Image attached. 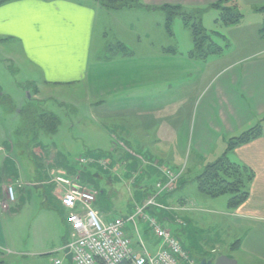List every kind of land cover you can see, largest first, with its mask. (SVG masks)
<instances>
[{"label": "crops", "instance_id": "obj_1", "mask_svg": "<svg viewBox=\"0 0 264 264\" xmlns=\"http://www.w3.org/2000/svg\"><path fill=\"white\" fill-rule=\"evenodd\" d=\"M136 1L144 6L111 12L121 20L126 19L131 10H142L151 14L153 11L158 13L164 5H178L189 12L196 11L195 7L199 6L198 0ZM249 1L252 4L248 5L254 12L264 7V0ZM101 10L105 11L95 0H12L5 3L0 6V54L1 49L8 45L18 46L21 57L40 73L44 85L72 87L85 83L88 87L89 83L86 81L89 82V72H97L96 85L89 88L93 96L90 93L89 96L94 98L92 103L100 110L101 118L112 116L110 120L113 121V131L107 132L106 136L113 141L111 149L114 154L110 171H103L97 166L91 169L95 170L96 178H100L98 173L102 172L110 176L106 184L112 189L127 186L123 178L114 177L125 172L129 175L128 188L132 186L135 190L146 191L142 201L144 203L155 185L164 178V169L181 174L175 193L192 187L208 165L223 157L240 169H245L251 178L246 184L248 198L244 203L230 208L229 199H226L227 203L221 208L206 210L198 206L195 212L206 210L217 216L214 226L216 228L213 229L217 234L220 231H233L238 243L234 252L242 253L241 249H248L249 252L250 248L253 251L251 253H255L254 248H258L256 251L264 253V37L260 29L257 30L259 43L255 50L239 54L229 51L230 55L227 57L224 49L213 40L221 48L220 53H195L191 32L184 41L186 49H180L177 47L179 40L166 27L169 39H173L175 44L169 40L159 45L151 42V45L157 47L155 52L146 48L134 52L127 48L128 56H121L125 63L117 61L120 54L116 59L112 58L105 63V53L112 45H108L110 41H106L108 34L104 24L100 26L98 23ZM136 37L140 46H150L143 45L142 35L137 34ZM115 39L112 40L116 41L115 44L120 43ZM224 39L229 46L231 41L226 37ZM220 56L225 61L216 70L215 61H210V58ZM116 75L126 79V87H120L122 83L118 84L115 80L119 78L120 83L121 78ZM38 91L37 88L36 97H39ZM113 94L112 98L109 97ZM256 126L262 127L259 138L229 150L232 139ZM116 142L124 143L127 151L119 145L115 147ZM6 144L0 145V261L7 262L6 259L9 258L12 261L7 262L9 264H23L28 256L35 258L54 254L55 258H60L61 253L65 258L64 252L70 243L66 234L61 236L59 243L42 241L44 245L39 243L30 253L26 247L18 245L14 229L7 228L6 219L15 218L12 205L3 209L7 188L15 187L18 191L12 203L15 204L17 197L18 200L22 199L20 186L25 182L19 166L14 173H8L6 164L14 153V145L10 144V147ZM37 155L48 160L54 157L52 152L44 150L37 151ZM49 162L44 164L47 166L44 176L39 178L33 171L28 185L35 191L32 199L39 205L38 209H44L50 220L57 219L62 232L64 228L70 230L65 223L68 212L60 201L65 188L55 181L59 176L56 174L57 170H63L55 168V162ZM65 172L67 174L64 176L67 178H74L73 175L76 174L71 170H64ZM153 174L156 179H161L151 188H147L146 183ZM132 175L134 183L130 181L133 180L130 178ZM83 185L96 191L94 193L98 196L100 191L95 182ZM112 192L116 197L119 195L118 190ZM174 195L166 199L179 207L180 212L193 206V200L188 199L183 192L176 199L173 198ZM138 205L139 203L135 206ZM93 208L105 222L134 213L109 215L108 209L101 211L95 205ZM149 219L150 217L144 218L145 221ZM165 219L160 220L164 227L170 224L169 219ZM142 221L143 218H140L139 223ZM146 229L144 235L140 230L139 235L132 233V240L139 245L141 238L148 253L154 255L159 244L149 240L147 232L150 231L148 227ZM147 241L150 242L151 249L147 247ZM215 247L231 249L232 244L216 241ZM139 249L137 248L138 251ZM212 251L215 252V248ZM221 255L223 254L218 256ZM225 256L240 264L237 258Z\"/></svg>", "mask_w": 264, "mask_h": 264}, {"label": "rangeland", "instance_id": "obj_2", "mask_svg": "<svg viewBox=\"0 0 264 264\" xmlns=\"http://www.w3.org/2000/svg\"><path fill=\"white\" fill-rule=\"evenodd\" d=\"M81 1L89 2L90 0ZM198 3L199 6L195 7L196 11L191 10L189 13H193L192 15H194L199 12L204 29L211 36L212 40L224 49L225 56L228 57L230 55L229 51L239 54L253 51L258 47L259 42L257 41L259 35L257 34V30L262 27L263 15L259 12H254L255 10L253 11L250 8L248 3L252 4L251 1L231 0L224 3L226 7L232 5L238 7L240 14L243 15L238 23L230 26L220 21L221 11L212 8V5L216 1L198 0ZM141 6H144L143 3H140L139 7ZM103 11L101 10L99 13L98 23L100 26L104 24V29L108 34L106 41H110L108 45H115L114 42L116 41L112 40L116 38L115 40L127 44L126 47L134 52H138V50L144 48L155 52L157 47L151 45V42L159 45L165 40H169L172 44H175L173 39H169L165 30L167 15L163 10H159L158 13H154L153 11L151 14H146L142 10H131L128 12V17L121 20H118L114 13L106 9L101 14ZM189 22L190 25H193L198 23V19L193 17ZM171 30L175 39L180 42L177 47L180 49L185 48L184 41L189 37L190 30L188 27H185L182 17L174 18L171 23ZM137 34L142 35L143 45L150 46H140L136 41ZM223 37L231 41L229 46L226 45L227 42ZM19 52V47L16 45H8L1 49L0 145L6 144V142L8 145H14V153L12 155L9 153L11 158L8 159L6 167L9 170L8 173L11 174L18 170L19 166L23 171L22 180L25 182L20 186V198L22 197V199L18 200L19 197H17L16 203L12 204L11 207L15 213V218H7L6 226L9 229H14L18 245L26 247L31 253L39 243H42L41 245H44L43 242L47 241L59 243L61 236L65 234L68 241H71V230L64 228V231L62 230L61 232L57 219L50 220V216L46 211L38 209L39 205L32 199V194L35 191L29 187L28 183L31 180L33 171H35L39 178L44 176L47 169V166H44V164L47 161L49 162L50 160L51 162L49 163L55 162V168L63 170L62 172H58L59 170H57V175L66 176L67 173H64V170L76 172L75 176L73 175L74 178L69 179L75 185L82 186L89 192L93 190L87 189L83 184L95 182L96 188L100 192L98 191L99 193L94 205L99 209L101 208V211L108 209L109 215H113V213L118 215L136 213L137 207H141L143 204L142 201L146 195V191L135 190L132 186L128 188L129 181L127 180L129 175L125 174V172L123 174L118 173L114 177L123 178L127 182V186L124 185V188L115 187L112 189V187H108L106 184V180L110 176L102 172L98 173L100 178H96L95 170L91 169V167L94 169L97 166L98 169L103 171H110L113 167L112 158L114 154L111 149L113 141L110 137L106 136L107 132L113 131V121L110 120L112 116H102L103 118H101L100 110L92 103V99L94 98L89 96L91 91L89 88L92 85H96L95 76L97 72H94V70L89 72V82L86 81L89 83L88 87L85 83L72 87L44 85L40 73L34 70L21 57ZM108 54L109 52L105 53V57ZM116 56L120 57L117 61L125 63V60L121 57L124 55L118 53L114 55V59L117 58ZM105 57L103 61L105 63L112 60L105 59ZM6 58L10 59V61ZM223 59L220 56L210 58V61H215V68L219 70L225 61ZM104 68L109 69L108 67ZM117 71L122 73L120 68H117ZM116 76L121 78L120 83L119 78L115 80L118 84L122 83L120 87H126V79L124 80L121 75ZM114 87L116 86L114 85ZM37 88L39 90V97H36ZM113 96L114 94L109 97L112 98ZM103 112L107 113V111ZM46 114H52L58 118L57 133H52L53 130H56V122L51 121L49 118L41 119V116ZM118 145L127 151V146L124 143L116 142L115 147ZM8 150L10 151L11 149ZM40 150L50 151L54 154V157H51L49 160L46 157L45 159L41 158V156L37 155V151ZM32 152H35L34 155ZM91 156H96L97 158H91ZM85 157L88 158V161L86 164H81L80 159ZM143 160L146 161V159ZM1 166L3 167L2 164ZM130 178L133 179V175ZM159 180L153 174L146 183L147 188H151ZM130 181L134 183V179ZM162 181L164 182L163 179ZM177 183L160 200L162 202L161 207L146 210L141 217H138V230H140L142 235L147 230L146 227H149L150 219H154L160 223V220H166L165 218L167 217L170 224H167L165 228L170 229L173 234L178 236L184 250L198 263H200V260H204L205 263L211 262L219 254H223L237 258L240 264H264V253L256 251L258 248H254L255 253H251L253 251L250 248V253L248 249H241L242 253L234 252L238 243L236 242L237 238L233 236L232 230L230 232L220 231L219 234H217V231H213L216 228L214 226H216L215 217L217 216L206 210H211L214 207L221 208L222 205L225 206L227 203L226 199H230L232 195L226 194L213 199L202 194L197 189L196 184H192V187L183 191L180 190V192L178 190L175 193ZM11 188L14 191L16 199L18 191L15 187ZM113 190L119 191L117 197L112 192ZM94 192L97 193L96 191ZM182 192L187 195L188 199L193 200L192 204L195 206H189L190 209L188 208L184 212H180L179 207L172 205L166 199L170 195H174V193L173 198H178ZM20 200L21 203H19ZM138 203L139 205L135 206ZM198 206L206 210L195 212ZM145 217H150V219L145 221ZM140 218H143L141 223H139ZM147 236L150 241H155L150 236V232H147ZM216 241L224 242L226 245L230 243L232 247L231 249H226L225 247L216 248ZM149 243L147 241L146 245L151 249ZM212 248H215L216 251H212ZM59 256L62 258L63 264H70L65 260L62 253ZM54 258V254L41 255L35 258H29L28 256L25 259L26 262L23 261V264H53ZM207 258L211 259L207 260ZM6 261L12 263L9 258Z\"/></svg>", "mask_w": 264, "mask_h": 264}, {"label": "built area", "instance_id": "obj_3", "mask_svg": "<svg viewBox=\"0 0 264 264\" xmlns=\"http://www.w3.org/2000/svg\"><path fill=\"white\" fill-rule=\"evenodd\" d=\"M87 161L86 158L80 159L81 164ZM163 176L164 182L161 180L155 185L151 196L137 207L136 213L106 222L93 208L95 193L75 185L64 175L57 176L56 183L65 188L60 201L68 212L66 223L71 230V241L66 249L72 255L73 264H196L184 250L178 236L154 219H150L148 227L159 244L154 255L148 253L141 238L139 245L132 240V233L139 235L138 217L146 210L162 206L160 200L176 185L180 173L164 169ZM14 201V191L9 188L7 202ZM7 208L8 205L4 204L3 209ZM53 264H63V260L55 258Z\"/></svg>", "mask_w": 264, "mask_h": 264}, {"label": "trees", "instance_id": "obj_4", "mask_svg": "<svg viewBox=\"0 0 264 264\" xmlns=\"http://www.w3.org/2000/svg\"><path fill=\"white\" fill-rule=\"evenodd\" d=\"M12 0H0V6L8 3ZM231 0H219L212 5V8H216L221 11L220 21H223L225 25H235L243 17L240 14L238 7L234 5L226 7L224 3ZM101 7L109 11H117L122 9H133L138 8L140 4L136 0H95ZM234 3V2H232ZM167 15L166 27L171 31V23L175 17H182L184 20V25L189 28L191 36L194 43L195 53L197 54H208L214 53L218 54L221 52V48L213 43L210 35L207 34L206 30L202 25V19L197 14L186 12L182 6L178 5H164L161 7ZM263 15L262 27L260 29L261 35L264 37V7L258 9ZM198 19V23L190 25L189 20L191 18ZM174 50V49H173ZM107 51L109 56L106 55L105 59H112L114 55L121 53L124 56H128V49L126 46L117 43L110 46ZM45 118L51 119L57 123L56 130L52 133H57L58 118L52 114H46L41 116V119ZM44 128V127H43ZM262 135V127L256 126L247 132L243 133L238 138H234L229 143V150L234 149L237 146L249 143L259 138ZM250 176L247 172L240 169L237 165L231 163L225 157L219 159L215 163L208 165L205 170L197 177L196 184L198 190L207 197L217 198L226 194L232 195L229 199V207L236 208L244 203L248 198V192L246 191V184L250 180ZM0 264H9L5 261H0Z\"/></svg>", "mask_w": 264, "mask_h": 264}, {"label": "water", "instance_id": "obj_5", "mask_svg": "<svg viewBox=\"0 0 264 264\" xmlns=\"http://www.w3.org/2000/svg\"><path fill=\"white\" fill-rule=\"evenodd\" d=\"M65 259L72 264V255L69 253V249L65 250ZM201 264H205L204 262H201ZM207 264H238L236 260L234 259H230L225 255H221L217 258H215V260L208 262Z\"/></svg>", "mask_w": 264, "mask_h": 264}]
</instances>
